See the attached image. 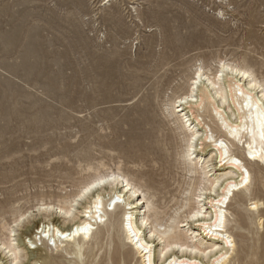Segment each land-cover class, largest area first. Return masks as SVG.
Wrapping results in <instances>:
<instances>
[{
	"label": "rangeland",
	"instance_id": "1",
	"mask_svg": "<svg viewBox=\"0 0 264 264\" xmlns=\"http://www.w3.org/2000/svg\"><path fill=\"white\" fill-rule=\"evenodd\" d=\"M218 60L264 74V0H0V224L22 237L37 222L60 219L39 212L43 202L74 198L87 181L118 169L142 185L138 173H150L165 187L166 207H175L188 181L185 144L172 141L177 124L163 104L176 86L188 91L196 67L216 71ZM201 117L222 135L213 116ZM254 161L246 162L254 169L248 195L259 193L264 215V162ZM20 214L27 217L14 226ZM235 235L241 255L252 234ZM40 243V254L72 257L68 245ZM99 256L96 264H109L105 251Z\"/></svg>",
	"mask_w": 264,
	"mask_h": 264
},
{
	"label": "bare ground",
	"instance_id": "2",
	"mask_svg": "<svg viewBox=\"0 0 264 264\" xmlns=\"http://www.w3.org/2000/svg\"><path fill=\"white\" fill-rule=\"evenodd\" d=\"M211 65L196 67L188 91L178 94L182 85L176 86L163 104L165 119L177 124L170 128L172 141L180 138L185 144L179 153L188 181L173 197L175 207H166L165 187L150 173H138L146 178L142 185L120 169L106 172L87 181L74 198L60 196L56 205L43 202L37 208L53 210L60 219L37 222L22 237L1 223L0 264H96L103 251L109 264L115 259L119 264H264L259 250L263 202L259 193L248 195L254 169L246 163L264 162V74L235 61L218 60L216 71ZM204 111L217 120L218 138L201 117ZM237 144L244 148L233 151ZM198 151L207 154L205 160L197 158ZM128 162L137 165V160ZM238 197L237 223L229 229ZM26 217L20 214L14 226ZM237 230L252 234L241 255ZM43 237L55 248L68 245L72 257L38 253Z\"/></svg>",
	"mask_w": 264,
	"mask_h": 264
}]
</instances>
